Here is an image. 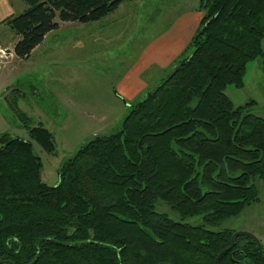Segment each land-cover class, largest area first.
<instances>
[{
    "label": "trees",
    "instance_id": "1",
    "mask_svg": "<svg viewBox=\"0 0 264 264\" xmlns=\"http://www.w3.org/2000/svg\"><path fill=\"white\" fill-rule=\"evenodd\" d=\"M22 1L26 8L4 24L17 37L13 56L25 60L57 29L55 19L95 22L130 0ZM196 9V30L160 83L127 105L117 130L62 162L55 185L41 182L29 141L0 135L1 261L212 264L228 245L230 231L208 228L257 201L264 119L247 112L253 102L233 108L223 91L240 88L245 64L263 57L264 0H197ZM20 121L30 141L54 152L47 129ZM157 201L201 224L172 221L154 211ZM243 245L257 262L254 245ZM217 264L231 262L225 255Z\"/></svg>",
    "mask_w": 264,
    "mask_h": 264
},
{
    "label": "rangeland",
    "instance_id": "2",
    "mask_svg": "<svg viewBox=\"0 0 264 264\" xmlns=\"http://www.w3.org/2000/svg\"><path fill=\"white\" fill-rule=\"evenodd\" d=\"M12 1L15 9L21 6L20 0ZM125 4L127 5H123L124 7H120L119 11L112 15L111 21L101 18L105 22L101 28L106 30L102 35L103 40L109 39L107 33L111 36L119 31L118 37L109 44V48H118L116 54L114 49L104 51L99 43L95 42L100 32L80 36L70 35L66 31L61 39L54 40L53 46L49 41L34 55L19 61L11 51L13 34L1 30L0 135L7 134L31 143L33 152L41 162L40 180L47 186L56 184L57 168L71 157L79 146L95 135L108 134L119 128L128 108L123 107V99L114 101L111 88L112 80L124 69L121 68V60L124 65L136 59L142 46L152 44L158 36L168 30L169 33L176 34L185 20L190 21L187 26L188 33L192 36L201 18V12L196 9L197 0H130L125 1ZM115 10L108 15L113 14ZM50 39L53 40L52 37ZM261 48L263 57L245 64L242 86L235 88L228 85L223 94L233 108L253 102L247 112L264 119V39ZM188 51L181 58L185 57ZM104 54L109 58L102 56ZM120 56L123 59H119ZM16 67L18 71H15ZM171 67L172 64L162 77ZM152 68L157 70L156 67ZM6 69L12 72L8 74ZM156 75L154 71H150L145 78L151 80ZM160 80L150 83V89L158 85ZM13 90L17 92L13 93ZM140 97L132 101L139 100ZM23 118L28 127L42 126L50 132L54 143L52 154H46L28 139L20 121ZM253 185L257 201L244 207L236 217L211 228L212 231L224 228L247 231L260 243L264 242V180L256 179ZM154 211L179 221L177 214L162 202L155 203ZM182 222L195 226L199 225L201 220L197 216L185 218Z\"/></svg>",
    "mask_w": 264,
    "mask_h": 264
},
{
    "label": "crops",
    "instance_id": "3",
    "mask_svg": "<svg viewBox=\"0 0 264 264\" xmlns=\"http://www.w3.org/2000/svg\"><path fill=\"white\" fill-rule=\"evenodd\" d=\"M12 2H13L12 0H0V33H1V30H5L7 33H12L6 27L4 22L7 19L17 15L18 13H20L26 8L22 0L19 1L21 3V6L17 9H15V6L12 4ZM123 5H127V4H125V2L120 3L117 6L113 14L108 15L107 16L108 18L104 17L102 19L111 21L113 19L112 15H115V13L119 11L120 7H124ZM197 16L198 15H196V18ZM196 18L194 20V23H196ZM102 19L95 21V22L86 23V24L61 23L55 19V21L58 24L57 29L47 33L44 36L43 41L30 52V54L27 56L26 59L34 55V53L37 50H39L43 45H45L49 41L52 42V46H53L55 42L54 40L58 38L61 39L63 33L66 31L69 32L70 35L80 34V36H83L85 34H90V33L95 34L96 32H100L98 33L99 38L96 39L95 42H98L100 47L104 49V51H107L109 49H114L113 52L116 54L117 52L116 49L118 48H109V44L110 42H114V39L118 37L119 31H116L115 35H111V36L108 35L107 33V36L109 39L103 40L104 36L102 35L106 33V30L101 28L103 24H105L104 20ZM180 22H183V20H180ZM187 23H190V21L185 20L182 23V25L179 27V31L176 34L171 33V32L169 33V30H168L164 32L161 36H158V38H156L158 40V41L156 40L157 42L154 41L152 42V44H147L144 47L142 46L138 50V55L136 59L130 60L129 63H125L123 65V61L121 60L120 62V64H122L121 68H124V69L112 80L111 92H112L114 101H120V99H123L122 103L124 104L123 107L125 108V106L127 107L129 102H131L134 98L138 96H142L144 93L149 91L150 83H153V82L155 83L159 81L161 78H163L162 76L164 75L166 69H168L169 66L173 64L174 60L182 53V51L184 50L185 46L188 43V40L190 39L191 33L190 32L188 33L189 26H187ZM95 24L96 26H89V25H95ZM50 37H52L53 40L50 39ZM16 39L17 37L13 34L12 43L10 44L11 48H12L13 43L16 41ZM106 42H107V45H106ZM57 44L60 45L61 43H57ZM102 56L109 58L107 54H104ZM118 58L123 59L122 56ZM15 59L17 58L15 57ZM17 60L23 61L22 59H17ZM152 66L156 67L157 70H154ZM18 70L19 69H17L16 67L15 71H18ZM6 71L8 72V74L9 72H12V70L10 69L8 70L6 69ZM150 71H154V73L157 74L156 77L151 80L145 78L147 77ZM35 94L37 95L36 91H35ZM113 114H110V115H113ZM98 118H100V116ZM99 125H100V122H98L97 126Z\"/></svg>",
    "mask_w": 264,
    "mask_h": 264
},
{
    "label": "flooded vegetation",
    "instance_id": "4",
    "mask_svg": "<svg viewBox=\"0 0 264 264\" xmlns=\"http://www.w3.org/2000/svg\"><path fill=\"white\" fill-rule=\"evenodd\" d=\"M170 219V218H169ZM172 220V219H171ZM172 221H174V220H172ZM175 222H180V223H183L182 222V220H179V221H175ZM183 224H186V223H183ZM201 224V223H200ZM199 224V225H200ZM189 225V224H188ZM220 225V224H219ZM218 225V226H219ZM190 226H192V225H190ZM195 226H197V225H195ZM217 226V227H218ZM209 230H211V228H208ZM225 230H228V231H230V236H229V241H228V245L225 247V248H223L221 251H223L224 249H226L228 246H229V243H230V237H231V235L233 234V233H236V232H245V233H247V234H249V235H251L257 242H258V244H259V247H260V249H259V251H258V249H257V245H256V242L250 237V236H248V235H239V236H236L235 238H234V240H233V243H232V246H231V248L229 249V250H227L224 254H222L219 258H218V260L221 258V257H223V256H225V255H227V257H228V259L230 260V262H231V264H255V263H257V264H264V257H263V252H262V247L264 246V242L263 243H260L251 233H249V232H247V231H233V230H231V229H228V228H224ZM221 230H223V229H221ZM221 230H219V231H221ZM212 231V230H211ZM214 232H216V231H214ZM247 242H249V243H252L253 245H254V247H255V255H256V259L258 260L257 262H252V261H249L248 260V258L246 257V254H245V252H244V250H243V244L244 243H247ZM221 251H219L217 254H216V256L221 252ZM215 256V257H216ZM215 257H214V259H215ZM214 259H213V262H214ZM218 260H217V262H218ZM246 260V261H245ZM0 262H4V261H1L0 260ZM9 262V261H8ZM213 262H212V264H213ZM217 262H216V264H217ZM12 264V263H11ZM158 264H165V263H158Z\"/></svg>",
    "mask_w": 264,
    "mask_h": 264
},
{
    "label": "water",
    "instance_id": "5",
    "mask_svg": "<svg viewBox=\"0 0 264 264\" xmlns=\"http://www.w3.org/2000/svg\"><path fill=\"white\" fill-rule=\"evenodd\" d=\"M239 235H248V236H250V237L256 242L257 249H258V251H259V249H260L259 244H258V242H257V241H256L251 235H249V234H247V233H245V232H236V233H233V234L231 235L229 246H228L226 249H224L223 251H221V252L215 257L213 264H216L218 258H219L222 254H224L227 250H229V249L231 248L234 238H235L236 236H239ZM0 264H11V263L8 262V261H4V262H0Z\"/></svg>",
    "mask_w": 264,
    "mask_h": 264
}]
</instances>
